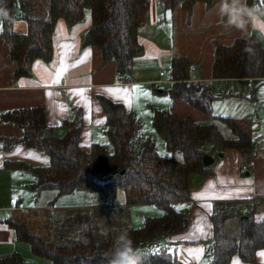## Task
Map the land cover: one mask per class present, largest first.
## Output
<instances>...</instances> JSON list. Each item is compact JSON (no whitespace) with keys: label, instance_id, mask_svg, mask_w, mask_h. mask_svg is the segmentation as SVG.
I'll return each instance as SVG.
<instances>
[{"label":"trees","instance_id":"16d2710c","mask_svg":"<svg viewBox=\"0 0 264 264\" xmlns=\"http://www.w3.org/2000/svg\"><path fill=\"white\" fill-rule=\"evenodd\" d=\"M46 1L48 12L41 17L34 15L33 3L0 0V9L7 12V17L2 15L0 35L7 42L15 65L13 77L30 76L32 63L37 59L51 60L52 34L58 19L73 25L88 12L90 26L84 35L83 47H97L104 62H114L119 79H125L133 60L144 52L137 34L138 12L147 0ZM253 1L246 0L249 7ZM197 2L211 7L219 0H160L165 11L181 7L188 14ZM18 19L27 24L24 34L13 31ZM211 69L214 79L264 78V48L255 35H244L228 46L216 44ZM169 78L170 88L167 91L154 89L155 92H165L172 100L185 101L205 115H211L215 96L208 83L192 81L186 57L171 59ZM99 103L106 116L104 133L112 146L111 152L98 144H93L89 152L79 147L82 129L79 108H73L72 118L62 122L66 130L62 137L55 136L46 124L41 106L0 115L3 122L18 126L23 132L21 138L4 142L24 145L48 157L46 167H29L36 179L32 185L35 192L51 190L57 196L99 193L106 202L99 209L75 210L61 219L57 227L65 234L58 231L60 234L50 241L31 233L22 224L11 223L16 239L28 244L34 255L51 264H107L104 253L111 249L115 237L126 230L135 247L154 248L143 253L142 264H181L162 246L160 239L188 227V215L174 206L190 200L189 174L208 173L209 167H203L201 162L205 145L214 143L222 148L236 149L248 157L255 147L254 141L228 118L216 120L230 130L232 138L223 137L216 123L203 125L191 117L180 118L169 109L152 108L153 129L162 138L167 151L178 153L181 158L161 157L153 141L137 138L140 122L121 104L103 97L99 98ZM118 190L124 193L123 206L152 205L160 209V214L145 217L138 228L125 219H115L110 208ZM260 205L264 206V197L257 201L213 205L210 217L213 238L206 243L203 264H229L234 255L245 263L256 264L255 252L264 248V214L260 221L254 217ZM95 211H103L107 217L101 220ZM231 220L238 222L236 236L224 230L226 222ZM0 264L33 263L12 253L1 257Z\"/></svg>","mask_w":264,"mask_h":264},{"label":"crops","instance_id":"0c3cea01","mask_svg":"<svg viewBox=\"0 0 264 264\" xmlns=\"http://www.w3.org/2000/svg\"><path fill=\"white\" fill-rule=\"evenodd\" d=\"M25 1L34 4V15H47L46 0ZM218 3L207 7L204 3L197 2L188 14L181 7L165 11L160 0H147L138 12L140 25L137 34L144 52L133 60L125 79H119L114 62H104L97 47H83V38L90 26L88 12L80 22L73 25H69L64 19L56 21L52 34V58L49 62L35 60L30 76L13 77L15 65L11 60L7 42L0 35V115L7 111L41 106L46 124L55 136L62 137L66 132L62 122L72 118L73 108H79L82 112L79 147L85 152H89L93 144L100 145L108 152L112 151L104 133L106 116L99 103L101 97L121 104L140 123H151L152 108L169 109L180 118L191 117L203 125L216 123L223 137L232 138L230 130L216 120L228 118L254 141L255 147L248 157L236 149L222 148L214 143L205 145V154L214 159L213 166L208 168L206 174H189L190 200L178 203L182 204L178 211L189 217L188 227L182 232L165 235L160 239L162 246L181 264L206 262L205 246L213 238L210 217L215 203L257 201L264 197V139L259 134H264V78L214 79L211 69L216 44L228 46L244 35H255L264 48V32L260 28L254 29L251 23L245 31L225 28L217 13ZM41 6H44L43 12H39ZM252 7L258 10V14L264 13V0H254ZM16 9L19 11L18 6ZM175 15L178 17L176 25L173 23ZM2 19L0 15V32ZM260 20L264 21V16H260ZM182 22L185 32L190 34L188 38L193 54L175 51L172 37L176 27L181 30ZM13 31L18 34L26 33V22L22 19L15 21ZM198 45L200 47L196 49L195 46ZM203 52L209 61L207 67L200 64V55ZM173 57L188 59L193 82L210 85L215 96L211 103L210 116L185 101L172 100L165 92H155L154 89L158 88L154 86L157 84L169 85L165 91L170 88L169 74L167 78L161 68L169 61L170 70ZM60 68L65 70L58 82H54ZM139 87H143V91L138 92ZM108 89L112 91H107ZM149 92L158 97L149 96ZM160 95L163 97H159ZM259 112L263 114L262 124L254 121ZM246 122L251 126L248 132L244 130ZM221 129L226 131L222 132ZM22 134L21 128L5 123L0 118V258L18 253L27 262L51 264L34 255L28 244L17 240L10 224H22L31 233L50 241L55 239L58 233L56 229L61 233L57 227V222L61 219L75 210L99 209L104 204L99 201L98 206H87L77 202V198L70 199L79 192L66 196H57L51 190L35 192L32 185L36 179L29 167H46L49 160L37 150L4 142L19 139ZM179 156L175 159L179 160ZM198 195L203 198H195ZM57 200L63 201L57 204ZM206 205L211 206L210 210ZM263 214L264 206L260 205L256 208L254 217L260 221ZM32 221L36 222L35 230L31 228ZM198 222L203 233L196 231ZM40 226L46 227V230L50 228L55 235L52 236L45 230L42 237L38 232ZM185 236L189 238L181 239ZM198 248H202L203 253L199 259H194L187 250ZM262 253L264 248L255 252L256 264H264ZM229 264L249 263L234 255Z\"/></svg>","mask_w":264,"mask_h":264},{"label":"rangeland","instance_id":"374dc122","mask_svg":"<svg viewBox=\"0 0 264 264\" xmlns=\"http://www.w3.org/2000/svg\"><path fill=\"white\" fill-rule=\"evenodd\" d=\"M43 7L44 6H41V8L39 9V12H43ZM174 18H175V22H173V23H175V25H176V23L178 22V17H176V15H175ZM180 27H181L180 31L178 30V27H176V30L174 31V37H172L175 51L181 50V52H183V54H190V53L193 54L194 51H191L192 48L190 46V41H189V38H188L190 34L185 32V25H184L183 22L181 23ZM191 44L195 45L194 43H191ZM199 47H200V45L195 46L196 49H198ZM200 49H203V48H200ZM200 57H201L200 64L201 65L203 64L205 67H207L208 64H209V61L206 58L205 52L201 53ZM210 61H211V59H210ZM168 70H169V61H167L161 68V71H163L165 73L167 78H168V74H169ZM168 86L169 85H165V84H157L154 87H156V88H158L160 90H166V88H168ZM137 89H138L137 90L138 92L143 91V87L142 88L139 87ZM148 95L152 96V97H158V96H154L153 94H151V92H149ZM159 97L162 98L163 96L160 95ZM161 98H159V99H161ZM254 121H255L256 124H262V122H263V114L259 112L257 114V117L254 119ZM140 129H141V131L139 132V135H138L137 138L139 140L142 139V138L143 139L144 138H148L151 141H153L154 144L156 142L155 149H156V152L158 153L159 156L166 157V158L167 157H171V156H173L175 158L177 155L179 156L178 153L171 154V153H169L167 151L162 138L154 131L150 121H149V124H148L147 121L146 122L142 121L140 123ZM250 129H251L250 124L248 122H246L245 127H244L245 132H248ZM221 130H222V132L226 131V129H221ZM259 134L264 139V134L263 133H259ZM152 138H154V140ZM208 144H209V146L212 145L210 143H208ZM209 146H208V148H209ZM211 166H213V165H211ZM75 195L76 196H74V198L72 197L70 199H76L77 198L76 201L80 202V204H83V205L98 206L97 203L99 201L102 202L103 204L106 203L104 197L101 194H99V193L79 192V194H75ZM62 201L63 200H57L56 203L59 204ZM64 201H66V200H64ZM112 205L113 206H111V208H110L112 210L110 212L111 215L114 216V218L117 219V220L125 219L128 222V224L131 225L134 228L140 227L142 225L143 220H144L145 217H155L156 216L155 214H160V212H161L158 207L152 206V205H133V206H130V207L123 206L124 205V193H123L122 190H118L117 191L115 199H114ZM180 205H182V204H178L177 203V204H175L174 208L176 210H178L180 208ZM95 212H96L97 216L101 218V220H104L105 217H107L104 214L103 211L102 212L95 211ZM107 219H106V221H107ZM30 223H31V228L34 229L35 228L34 226H36V222L32 221ZM40 225H43V223H40ZM45 230H46V227H44V226L38 227V232H39V234L42 237L45 234ZM47 230H48V232L50 234H52V236L55 235L54 231L50 230V228H48ZM224 230L228 234H230L232 236H236L238 234V232H239L238 222L235 221V220H231V221L226 222ZM56 231L58 232L59 230L56 229ZM61 233L64 236L65 232L61 231ZM139 249L141 250V252L143 254V253H147L148 251L151 252L154 248H151L149 250V249H144V248L140 247ZM45 261H47V260H45ZM40 264H46V263H40Z\"/></svg>","mask_w":264,"mask_h":264},{"label":"clouds","instance_id":"9594fccd","mask_svg":"<svg viewBox=\"0 0 264 264\" xmlns=\"http://www.w3.org/2000/svg\"><path fill=\"white\" fill-rule=\"evenodd\" d=\"M217 13L225 28H235L239 31H245L251 23L254 29L264 25L260 20L259 13L254 7H249L246 0H219ZM0 15L7 17V12L0 9ZM107 264H142L143 254L141 250L134 246V242L128 232L122 231L114 239L111 249L104 253Z\"/></svg>","mask_w":264,"mask_h":264},{"label":"snow or ice","instance_id":"6c2138e0","mask_svg":"<svg viewBox=\"0 0 264 264\" xmlns=\"http://www.w3.org/2000/svg\"><path fill=\"white\" fill-rule=\"evenodd\" d=\"M261 28H262V30H264V26H261ZM64 70L65 69L60 68V70L56 73V79H55L54 82H58L59 77L63 73ZM107 91H110L111 92L112 90L111 89H108ZM78 94H81L82 95V93H78ZM195 198H198L199 199V198H203V197H200L198 195ZM206 207L210 210V207L211 206L210 205H206ZM196 231H199V232L203 233V229L199 226V222L197 223ZM188 238H189L188 236L181 237V239H188ZM187 251H188V254L191 255V256H193L194 259H199L200 255H202V253H203V249L202 248H198V249H188ZM262 255H264V253H262Z\"/></svg>","mask_w":264,"mask_h":264},{"label":"water","instance_id":"95a60500","mask_svg":"<svg viewBox=\"0 0 264 264\" xmlns=\"http://www.w3.org/2000/svg\"><path fill=\"white\" fill-rule=\"evenodd\" d=\"M201 162L203 167H210L214 163V159L205 154L203 155Z\"/></svg>","mask_w":264,"mask_h":264},{"label":"built area","instance_id":"2783aa9c","mask_svg":"<svg viewBox=\"0 0 264 264\" xmlns=\"http://www.w3.org/2000/svg\"><path fill=\"white\" fill-rule=\"evenodd\" d=\"M161 76H163V74L161 73Z\"/></svg>","mask_w":264,"mask_h":264}]
</instances>
